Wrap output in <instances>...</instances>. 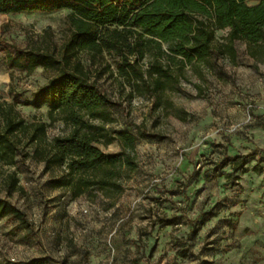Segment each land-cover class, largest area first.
I'll list each match as a JSON object with an SVG mask.
<instances>
[{"label": "rangeland", "instance_id": "1", "mask_svg": "<svg viewBox=\"0 0 264 264\" xmlns=\"http://www.w3.org/2000/svg\"><path fill=\"white\" fill-rule=\"evenodd\" d=\"M67 14L59 9L0 15V36L22 47L58 51L70 33ZM226 33L214 32L216 74L191 78L200 94L182 82L156 106L148 96L128 97L129 87L114 76L104 73L98 80L120 104L111 110L115 122L108 127L134 133L139 126L146 134L136 140L138 167L118 198L72 200L65 188L49 186L60 170L47 168L41 157H17L0 170V201L9 212L0 218V264H264V64L250 67L241 42L234 43L235 61H229ZM103 58L114 72L113 56ZM54 74L14 71L9 82L0 54V101H15L26 123L45 126L48 139L69 132L61 121L48 119L45 105L32 102ZM100 148L120 150L116 142ZM235 155L245 156L242 167H220ZM227 173L230 180L223 177ZM159 219L173 224L161 227Z\"/></svg>", "mask_w": 264, "mask_h": 264}, {"label": "trees", "instance_id": "2", "mask_svg": "<svg viewBox=\"0 0 264 264\" xmlns=\"http://www.w3.org/2000/svg\"><path fill=\"white\" fill-rule=\"evenodd\" d=\"M246 1L0 0V15L66 9L70 30L58 51L22 47L0 36L9 82L14 71L55 72L33 93L32 102L47 107L51 122L59 120L69 127L66 135L48 139L45 126L26 123L15 101H0V170L12 167L17 157H41L47 168L60 170L49 186L65 188L72 200L96 195L118 198L138 167L136 140L146 134L139 126H134V133L108 127L115 122L111 110L120 104L101 90L98 80L104 73L114 76L129 87L128 97L148 96L156 106L163 93L175 92L182 82L200 94L201 86L191 78L202 81L205 74H216L215 30H227L224 54L229 61H235L234 43L241 42L253 62L250 67L257 68L264 64V0L252 6ZM104 55L113 56L114 72ZM173 113L185 119L183 112ZM112 142L120 147L117 153L100 148ZM244 159L226 157L220 167L229 165L233 172ZM223 177L230 180L232 174ZM8 213L0 201V218ZM158 224L166 227L173 222L159 219Z\"/></svg>", "mask_w": 264, "mask_h": 264}]
</instances>
